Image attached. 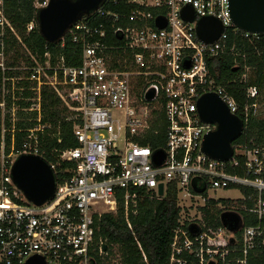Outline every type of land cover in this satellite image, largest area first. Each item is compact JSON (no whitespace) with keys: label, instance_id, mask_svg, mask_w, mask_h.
I'll use <instances>...</instances> for the list:
<instances>
[{"label":"built area","instance_id":"obj_1","mask_svg":"<svg viewBox=\"0 0 264 264\" xmlns=\"http://www.w3.org/2000/svg\"><path fill=\"white\" fill-rule=\"evenodd\" d=\"M47 3L42 0L34 5L38 10ZM119 4L124 7L122 12L108 7ZM185 5L193 10L192 22L181 16ZM158 15L166 21L162 28L155 25ZM205 16L218 19L223 26L219 38L212 43H204L196 35V21ZM34 25V21L28 23L27 30ZM8 32L16 35L0 0V108L4 110L6 97L15 101L16 92L21 90L17 82L23 77L16 71L28 69L31 74L27 80L35 82L30 87L35 96L33 100L28 98V110L36 112L39 122L41 87L53 88L71 111L69 119L74 121L77 146L59 151L55 161H46L55 178V191L46 202L34 205L16 187L10 169L21 154L43 158L37 131H43L45 125L29 129L19 149H14L12 139L8 153L4 150L2 128L0 264H24L33 255L42 256L45 264H91L94 217L115 212L117 194L123 190L121 198L130 228L127 213L130 207L135 212L137 196L130 190L144 189L162 197L169 182L176 183L183 200L200 201L195 208L201 217L190 215L187 205L182 207L167 264H247L251 251L257 246L264 249V133L259 143L250 138V147L244 142L232 143L233 155L227 161L210 158L201 151L204 135L215 128V124L203 122L198 115L197 100L201 95L214 92L231 113L240 112L242 134L249 115H255L259 108L257 86L245 87V102L240 106L216 83L207 67V58L236 55L235 43H229L231 37L249 42L264 37V32H246L233 24L229 0H103L64 34L81 47L77 65H67L63 56L52 64L50 53L45 52L43 64L32 57L35 64L31 67L8 66ZM64 35L59 41L63 42ZM248 70L244 65L239 82H246ZM10 71L14 72L12 76H8ZM139 76L145 81L137 95L134 83ZM149 89L154 95L147 100L145 93ZM159 109L165 116L166 131L164 158L156 165L152 159L156 150L139 144L137 139L145 136L152 112ZM62 162H66L64 168L60 167ZM228 168L242 169L244 175ZM159 184L162 195L157 192ZM202 188L204 193L198 190ZM230 188L240 193L236 201L242 205L221 207L219 221L223 212L238 214L240 226L234 231L221 221L217 226L205 223L199 208L213 200L209 191ZM243 188L251 193L245 194ZM246 201H252V206H246ZM249 217L253 223L245 224ZM185 223L187 227L183 228ZM191 225L194 232L189 229ZM138 247L141 249L139 244ZM99 254H106L100 246Z\"/></svg>","mask_w":264,"mask_h":264},{"label":"trees","instance_id":"obj_2","mask_svg":"<svg viewBox=\"0 0 264 264\" xmlns=\"http://www.w3.org/2000/svg\"><path fill=\"white\" fill-rule=\"evenodd\" d=\"M42 0H3V10L6 18L13 27L14 33L8 32L5 38V53L8 66L31 67L35 64L44 62V53L49 52L51 63L54 64L59 56H63L67 65L79 64V55L81 47L74 43L67 35H64L63 42H47L39 34L37 28V9L34 3ZM111 9L122 12V5H110ZM99 20V19H98ZM34 21L35 25L31 30H27V25ZM235 43L236 55L220 54L207 58V67L209 73L215 79L218 85L232 95L237 103L242 106L245 102L244 89L249 85H255L258 88L261 98L259 103L264 106V37L256 42H249L239 36L231 37L229 43ZM130 55V52H127ZM120 57L119 53H117ZM34 60H33V58ZM249 67V73L246 82H239L238 77L243 72V66ZM51 73V71H48ZM17 75L23 77L17 82V87L21 90L16 92L17 99L16 116L12 121L10 113L3 118L0 115V142L3 133L5 153L10 151L11 141L13 139L14 149H19L26 138L29 129L37 125H45L43 131H37L40 148L44 151L43 159L45 161H55L59 151L66 148L77 146V141L73 135L72 119H69L71 111L61 100L55 90L47 85H42L40 90L41 100V118L36 121V112L29 111L31 94L34 92L30 87H34L35 82L27 80L31 71L23 69L16 71ZM14 72H8L12 76ZM144 78L139 76L134 83V92L139 94L143 89ZM8 108H10L11 97H6ZM242 117V114L238 112ZM150 126L144 137L137 139L139 144L150 146L152 150H162L165 142L166 120L161 109L154 110L150 118ZM264 133V117L249 115L247 128L244 134L237 138L235 143H243L247 146L253 144L249 142L250 138H255V143L262 141ZM242 162L243 158L239 157ZM66 166V162L60 164L61 168ZM230 172H236L244 175L242 169L228 168ZM67 175V174H66ZM69 175V174H68ZM199 191L203 190L198 189ZM136 192L135 212L130 207L127 213V225L121 190L117 194V208L115 212H107L94 217V241L90 248L89 256L91 264H116L112 261L114 258L113 248H116L118 254V264H167L170 256V244L175 230L180 225L179 219L182 207L179 205V190L175 182L167 184L165 194L157 197L156 194L144 189H131ZM245 194L251 193L250 189L243 188ZM204 193V191H201ZM264 199V194H263ZM225 200V199H224ZM224 208H235L236 201L229 199L223 201ZM235 202V204H231ZM246 206H252V201H246ZM217 204L209 201L205 206L199 208L203 211V221L214 226L220 225L217 218L218 212L215 210ZM241 215L245 211L240 209ZM245 224L253 223L251 217L245 218ZM264 224V218L262 220ZM186 228V223L182 225ZM138 244L141 249H139ZM105 247L106 254H99V246ZM143 254L145 260L143 259ZM72 264V263H64ZM247 264H264V249L257 246L251 251Z\"/></svg>","mask_w":264,"mask_h":264},{"label":"water","instance_id":"obj_3","mask_svg":"<svg viewBox=\"0 0 264 264\" xmlns=\"http://www.w3.org/2000/svg\"><path fill=\"white\" fill-rule=\"evenodd\" d=\"M103 0H48L46 6L36 12L39 34L47 42H58L72 23L82 16L96 10ZM230 18L233 24L246 32H264V0H229ZM183 19L194 21L193 10L189 5L181 10ZM165 18L156 16L155 25L165 26ZM223 30L221 22L211 16L201 17L196 21V35L204 43L217 40ZM188 67V62H185ZM154 95L149 89L145 93L147 100ZM197 112L205 123L215 124V128L204 135L201 151L210 158L227 161L233 155L232 143L244 130L243 122L238 115L229 111L226 104L214 92H207L197 100ZM164 158L162 150L152 154L153 162L159 165ZM11 177L28 202L41 205L50 199L55 191V178L46 161L39 155L21 154L14 160ZM158 195H162V184L158 185ZM222 225L231 231L240 226V217L236 213L223 212L220 215ZM194 232V225L189 227ZM105 250V247H103ZM24 264H45L42 256L33 255Z\"/></svg>","mask_w":264,"mask_h":264},{"label":"rangeland","instance_id":"obj_4","mask_svg":"<svg viewBox=\"0 0 264 264\" xmlns=\"http://www.w3.org/2000/svg\"><path fill=\"white\" fill-rule=\"evenodd\" d=\"M247 73H249V70L247 71ZM18 75H21V73H18ZM34 96H35V92H33L31 94L32 98H30V99L33 100ZM259 98H261L260 95H259L258 99ZM258 105H259V108H258V111L256 112V116L263 118L264 117V106L262 103H259V102H258ZM12 107H14L15 109H11ZM16 110H17V108H16V105L14 103V100H12L10 108H8L7 102L5 99V108H4V110L0 108V115L3 118L7 113H10L11 119H12V121H14L15 116H16ZM209 195L213 198L212 202H215L217 204V207H215V210L218 212V214H220L221 207H223V205H226V204H224L223 201H225L226 199L227 200L229 199L230 202H231V200L236 201V199L240 196V193L236 189L230 188V189H220V190H217L215 192L209 191ZM236 202H238L237 205H242V203L240 201H236ZM199 204H200V201L195 199V198H193L191 201H185L181 198V196H179V205L181 207L187 205V207H185L186 211H188L190 215L197 216L198 218H200L201 216L197 215V213H196L197 209L195 207ZM231 204H235V202H233ZM182 216L184 217L183 214H182ZM217 218L219 219V216ZM113 252L115 255H114V258L112 259V261L114 263L118 264V254H117L118 252H117L116 248H113Z\"/></svg>","mask_w":264,"mask_h":264}]
</instances>
